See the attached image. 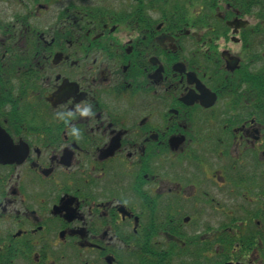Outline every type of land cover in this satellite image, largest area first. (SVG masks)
I'll list each match as a JSON object with an SVG mask.
<instances>
[{
    "label": "flooded vegetation",
    "instance_id": "obj_1",
    "mask_svg": "<svg viewBox=\"0 0 264 264\" xmlns=\"http://www.w3.org/2000/svg\"><path fill=\"white\" fill-rule=\"evenodd\" d=\"M0 264H264V0H0Z\"/></svg>",
    "mask_w": 264,
    "mask_h": 264
}]
</instances>
